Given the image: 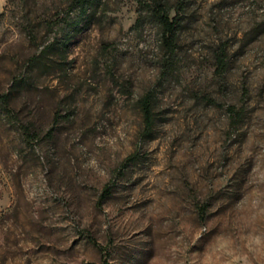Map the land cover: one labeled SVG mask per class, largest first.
Listing matches in <instances>:
<instances>
[{"label": "rangeland", "instance_id": "374dc122", "mask_svg": "<svg viewBox=\"0 0 264 264\" xmlns=\"http://www.w3.org/2000/svg\"><path fill=\"white\" fill-rule=\"evenodd\" d=\"M154 1L0 0V264H264V0Z\"/></svg>", "mask_w": 264, "mask_h": 264}, {"label": "trees", "instance_id": "16d2710c", "mask_svg": "<svg viewBox=\"0 0 264 264\" xmlns=\"http://www.w3.org/2000/svg\"><path fill=\"white\" fill-rule=\"evenodd\" d=\"M153 15L156 18L157 22L162 26L163 28V41L164 44L169 51L170 54H174L175 48H176V41L178 37V28H179V21L177 17L170 18L168 11L164 8V6L158 2L157 0L153 2ZM217 63H218V72L222 75L227 67V62L224 56V53L222 51L217 53ZM0 100L3 104L8 105L10 102V95L9 94H3L0 95ZM142 110L144 114V121H145V134L147 136L152 134L153 126H154V115H153V107L151 98L149 96H145L141 100ZM233 110V109H231ZM235 112V111H234ZM28 136H31V134L27 131L26 132ZM135 156H131L126 160V162L130 161V159H133ZM111 191V185H107L106 188L103 191L102 199L106 198L107 195ZM200 212L203 214L206 211L205 205H201ZM92 242L99 248L100 251L103 253L106 251V248L98 244L94 239L90 238ZM104 264H107L106 258H104Z\"/></svg>", "mask_w": 264, "mask_h": 264}]
</instances>
